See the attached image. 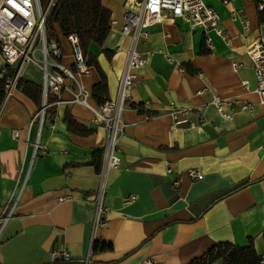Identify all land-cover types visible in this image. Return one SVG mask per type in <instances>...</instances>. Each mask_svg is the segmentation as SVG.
I'll return each instance as SVG.
<instances>
[{
  "label": "crops",
  "instance_id": "0c3cea01",
  "mask_svg": "<svg viewBox=\"0 0 264 264\" xmlns=\"http://www.w3.org/2000/svg\"><path fill=\"white\" fill-rule=\"evenodd\" d=\"M131 2L100 0L110 12L109 32L101 48L94 43L88 48L106 78L109 99L129 49L121 26ZM202 2L217 14L228 43L210 32L207 50L201 31L173 19L148 28L136 46L145 63L135 71L133 105L122 116L119 165L105 180V226L92 228L100 179L90 163L96 151L103 152L106 132L91 122L90 111L58 104L39 130L30 125L39 107L35 102L20 90L6 101L0 116V215L11 197L17 196V203L0 235V264H54L52 251H66L73 260L57 264H189L218 243L242 247L248 239L264 264V105L253 93L255 78L245 53L264 28L252 1ZM54 30L61 63L71 68L70 46ZM101 49L113 52L110 59ZM233 64L240 67L234 70ZM38 75L26 65L21 79L39 85ZM78 82L97 105L91 96L99 82L96 69L91 66ZM214 96L236 97L252 108L235 109L233 118L224 120L210 104ZM171 108H203L202 120L194 112L179 114L172 127ZM65 113L92 133L68 132ZM12 130L18 131L16 139ZM189 170L201 179L192 180Z\"/></svg>",
  "mask_w": 264,
  "mask_h": 264
},
{
  "label": "built area",
  "instance_id": "2783aa9c",
  "mask_svg": "<svg viewBox=\"0 0 264 264\" xmlns=\"http://www.w3.org/2000/svg\"><path fill=\"white\" fill-rule=\"evenodd\" d=\"M255 3L258 15L262 16L261 27L264 28V0H244ZM54 0H49L45 10H42L38 0H0V116L6 101L18 89L23 68L26 65L36 67L41 75L40 105L32 115L31 124H36L40 130L46 119V110L50 106L62 104L65 106L81 105L91 113V122L101 126L106 132V143L102 152V164L98 173L100 183L94 198V211L92 228L105 226L104 209L101 204L105 180L109 170L116 168L120 162L118 140L126 129L123 121L124 111L133 105L132 90L135 85V71L144 66L145 60L136 51L140 40L147 37V29L166 20L180 19L187 23L192 30H199L203 36L204 46L211 47L210 32H213L225 43L228 38L222 30L217 14L202 0H132V8L125 10L122 16L121 34L130 39L129 49L122 73L120 74L115 95L102 104L92 105L89 101L90 93L78 82V77L87 75L91 66L88 57L79 48L78 39L70 34L65 37L72 55V67L66 68L61 63L62 52L53 39H48L44 20ZM226 3V2H224ZM246 26V23L245 25ZM245 53L252 63L255 78L253 93L258 102L264 105V33L249 44ZM239 64H233L237 70ZM70 82L71 85H67ZM244 89L248 83L242 81ZM67 93L69 97L61 96ZM49 97L56 100L47 103ZM210 104L217 114L224 120H231L235 109L247 112L252 105L238 100L236 97L214 96ZM194 112L198 120H202L203 108L200 109H170V116L174 120L179 114ZM192 122L189 127H193ZM13 139L18 137V131L12 130ZM172 172L171 164L165 166L164 175ZM192 180L201 179L196 170H189ZM134 197L126 199V202ZM12 201V202H11ZM17 203V196L11 197L8 208L2 210L0 215V235L5 224L13 215ZM50 261L57 263H72L73 260L66 251H52L48 254Z\"/></svg>",
  "mask_w": 264,
  "mask_h": 264
},
{
  "label": "trees",
  "instance_id": "16d2710c",
  "mask_svg": "<svg viewBox=\"0 0 264 264\" xmlns=\"http://www.w3.org/2000/svg\"><path fill=\"white\" fill-rule=\"evenodd\" d=\"M49 0H38L42 10H45ZM110 12L104 8L100 0H54L53 5L49 7L44 20L45 32L48 39L56 42L57 36L54 30L56 26L61 36L64 38L73 34L78 39L79 48L82 53L88 57V64L94 67L99 76V82L91 90L92 99L99 105L108 100L106 78L99 69L95 59L89 54L88 48L91 43L102 47L109 32ZM260 22L263 21L259 15ZM106 59H110L113 52L101 49ZM206 53V51H202ZM18 89L21 93L40 105V85H35L30 81L20 79ZM54 97H49L47 103L55 102ZM54 107L50 106L46 110V115H52ZM66 129L70 133L79 136H87L92 133L74 122L68 113L64 115ZM95 172L99 173L102 164V152L96 151L90 163ZM262 240L264 242V230L262 231ZM221 261V264H260L262 258L254 250L251 239L247 240L245 246L239 247L232 243L222 242L214 245L202 259L191 261L189 264H210L214 261Z\"/></svg>",
  "mask_w": 264,
  "mask_h": 264
},
{
  "label": "rangeland",
  "instance_id": "374dc122",
  "mask_svg": "<svg viewBox=\"0 0 264 264\" xmlns=\"http://www.w3.org/2000/svg\"><path fill=\"white\" fill-rule=\"evenodd\" d=\"M64 39H65V38H64ZM27 76H29V77H31V78H34V77H35L32 73H28V72H27ZM37 80H38L39 85H40V83H41V75H38Z\"/></svg>",
  "mask_w": 264,
  "mask_h": 264
}]
</instances>
